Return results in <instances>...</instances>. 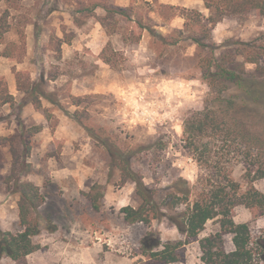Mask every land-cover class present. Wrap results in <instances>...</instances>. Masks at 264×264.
Here are the masks:
<instances>
[{"label": "rangeland", "instance_id": "1", "mask_svg": "<svg viewBox=\"0 0 264 264\" xmlns=\"http://www.w3.org/2000/svg\"><path fill=\"white\" fill-rule=\"evenodd\" d=\"M113 1L121 6L131 3ZM174 1L177 7L162 9V14L158 4L144 5L143 12L151 18L144 19L146 29L126 21V29L113 34L94 19L78 22L74 6L63 0H20L16 10L10 9L14 18L0 52L22 34L26 52L20 62L0 54V71H11L14 79L13 69L26 70L32 80L43 77L41 87L53 99L41 98L42 108L37 110L23 92L11 95L7 79L0 76L12 96L11 102H0V230L21 229L18 195L7 190L5 177L13 161H23L24 139H29L31 150L26 158L29 172L23 178L37 184L46 196L40 208L42 229L34 237L41 248L25 258L26 264H204L199 239L217 232L218 223L208 220L197 237L188 239L179 249L180 261L153 262L150 250L161 249L160 243L167 240H185L184 236L166 217L149 224L124 221L121 207L139 204L134 182L111 167L107 147L69 114L79 111L78 116L97 132L103 129L100 134L109 144L134 150L131 166L151 187L169 186L180 176L194 186V194L205 186L207 170L184 147L183 120L202 109L208 96L199 60L210 53L203 49L197 57L195 43L178 30L185 21L182 7L208 11L202 0ZM6 7L0 3V14ZM131 25L140 37L138 42H132L127 32ZM160 34L169 38L164 41ZM171 39L177 42L168 44ZM212 41L218 45L215 57L222 56L226 65L253 80L264 95L259 84H264V50L260 48L264 46V16L251 14L244 21L219 22L212 30ZM103 49L115 66L104 62ZM230 92L239 94L238 102L246 101L247 123L264 136V99L251 100L232 87ZM229 169L245 187L244 164L232 161ZM94 184L104 189L99 210L84 194ZM254 185L264 192V177ZM248 215L243 205L233 210L235 222L248 218L250 245L255 249L264 224ZM230 236H223L227 251L232 245ZM0 264L17 263L1 256Z\"/></svg>", "mask_w": 264, "mask_h": 264}, {"label": "trees", "instance_id": "2", "mask_svg": "<svg viewBox=\"0 0 264 264\" xmlns=\"http://www.w3.org/2000/svg\"><path fill=\"white\" fill-rule=\"evenodd\" d=\"M75 8L76 20L94 19L109 34L120 33L125 28L124 22L130 21L136 28L146 29L144 5L158 4L161 9H173L177 6L160 3L159 0H131L126 6L117 5L113 0H63ZM208 9L205 15L199 10L181 8L184 18L183 28L178 31L195 43L198 57L203 49L210 56L200 58L203 78H205L209 93L202 109L190 112L183 120L184 147L190 152L197 164L207 170L203 178L205 186L194 194V186L186 178L178 177L171 185L153 188L146 184L143 176L131 166L134 150H123L111 145L107 139H102L103 129H96L78 116L77 110L71 116L95 139L101 140L107 147L111 158V167L118 168L124 179L134 182L135 193L139 198L136 207L126 205L120 212L128 224H149L154 219L166 217L173 223L185 240H167L160 243L159 250H150L148 256L153 262L172 263L180 261L183 256L180 247L190 238H195L205 228L208 220H214L219 230L199 239L201 261L204 264H261L264 263V234L256 241V248L250 245L249 222H235L233 210L237 205H243L253 219L264 216V192L259 190L254 182L264 177V136L255 132L247 123L246 101L238 102V93L230 92L235 88L249 99L258 101L264 95L253 85V80L230 68L221 57H215L218 48L212 41L214 26L224 20L244 21L251 14L264 16V0H202ZM8 5L0 14V43L11 27L10 9H17L20 0H0ZM98 10H102L99 13ZM25 25V23L23 24ZM132 26V25H131ZM126 29V28H125ZM132 42H138L136 29L128 27ZM160 39L166 41L165 35ZM126 41V37L124 39ZM177 39H171L168 44H175ZM166 43V42H165ZM59 48V46L57 47ZM264 50V46L260 47ZM18 50V53H15ZM26 52V41L22 34L16 42H8L1 54L12 60L21 61ZM104 62L115 66L106 57L105 50L101 52ZM17 90L25 94V99L35 109H41V98L51 99L52 93L41 87L45 83L43 77L32 80L26 70L13 69ZM50 78V75L49 77ZM4 81L0 79V102L9 103V95ZM264 87L263 83H259ZM263 95V96H262ZM78 98V97H77ZM78 105L79 103H75ZM247 109V108H246ZM246 118H245V117ZM145 146L140 147L141 150ZM23 161H13L11 172L5 177L6 188L18 195V216L21 229L18 232L0 230V257L26 264L25 258L41 248L34 237L40 234V208L45 202V194L34 182L24 179L29 172L31 144L29 139L23 140ZM240 162L244 164L245 187L231 176L229 164ZM86 198L95 210H99L104 196L103 186L94 184L85 193ZM50 220H48L49 222ZM225 234H231L234 249L224 248Z\"/></svg>", "mask_w": 264, "mask_h": 264}, {"label": "crops", "instance_id": "3", "mask_svg": "<svg viewBox=\"0 0 264 264\" xmlns=\"http://www.w3.org/2000/svg\"><path fill=\"white\" fill-rule=\"evenodd\" d=\"M160 2L161 3H166V4H174V0H160ZM205 8V7H204ZM205 10H207L208 11V9L207 8H205ZM200 11V10H199ZM203 14H205L204 13V11H201ZM208 14V13H207ZM207 14H205V15H207ZM0 54H1V52H0ZM2 55V54H1ZM3 56V55H2ZM5 59H9L10 61H14V60H12V59H10V58H8V57H5ZM1 75H4L5 76V78L7 79V83H8V88H9V93L11 94V95H13V96H16V94H17V85H16V82H15V79H14V77H13V74L11 73V71H9V73H2L1 71H0V76ZM7 158H8V156H7ZM249 212V211H248ZM248 216H250V218L251 219H253V217H252V215H251V213L249 212V215ZM234 217V216H233ZM247 220H248V218H247ZM247 220L245 221V222H247ZM256 220V222L258 223V224H260V225H263L264 224V216H262V217H260V218H257V219H255ZM242 222V221H241ZM244 222V221H243ZM230 242H231V248H230V250L229 251H231V250H233L234 249V245H233V243H232V236H230Z\"/></svg>", "mask_w": 264, "mask_h": 264}]
</instances>
